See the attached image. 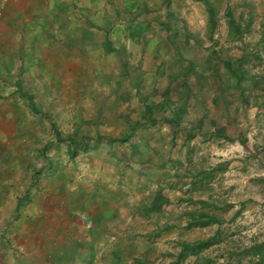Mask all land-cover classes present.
<instances>
[{"label":"rangeland","instance_id":"rangeland-1","mask_svg":"<svg viewBox=\"0 0 264 264\" xmlns=\"http://www.w3.org/2000/svg\"><path fill=\"white\" fill-rule=\"evenodd\" d=\"M256 8L235 3L136 6L124 12L126 21L136 22L125 36L134 52L124 48L104 68L94 60L87 75L77 74V91L63 83L34 90L36 104L49 121L36 119L39 129L31 143L39 153L25 159L31 166L47 157L50 173L63 178L72 177L68 169L79 165L81 153L71 157L67 141L55 144L52 125L63 139L95 138L105 120L113 126L111 146L120 148L139 133L153 136L151 128L169 125L173 138L152 140L144 134L139 139L161 169L168 150L180 145L185 152L175 177L181 185L174 188L182 213L170 225L178 232L148 264H169L181 242L211 237L215 243L190 253L181 264H253L255 255L248 251L264 241V6L258 12ZM229 62L238 78L225 67ZM135 116L143 119L131 122ZM131 133L128 141L119 142ZM43 143L55 145L42 155ZM142 162L153 166L145 156ZM202 213L220 223L187 227Z\"/></svg>","mask_w":264,"mask_h":264},{"label":"crops","instance_id":"crops-1","mask_svg":"<svg viewBox=\"0 0 264 264\" xmlns=\"http://www.w3.org/2000/svg\"><path fill=\"white\" fill-rule=\"evenodd\" d=\"M233 3L257 6V12L264 6V0H0V264H148L164 249L178 232L170 225L182 213L174 188L181 185L175 177L185 152L180 145L168 150L161 169L139 139L173 138L169 125L151 128L153 136L139 133L120 148L111 146L113 126L104 120L95 138L74 139L86 138L87 148L77 153L79 165L68 169L72 177L63 178L50 173L49 158L31 166L25 159L39 153L31 143L39 129L36 119H48L34 90L63 83L77 91V74L87 75L94 60L104 68L114 54L130 48L126 37L136 22L126 21L124 12L136 6ZM54 128L55 144L68 142L70 137L58 141ZM98 137L107 139L97 143ZM55 144L43 143L40 153Z\"/></svg>","mask_w":264,"mask_h":264},{"label":"trees","instance_id":"trees-1","mask_svg":"<svg viewBox=\"0 0 264 264\" xmlns=\"http://www.w3.org/2000/svg\"><path fill=\"white\" fill-rule=\"evenodd\" d=\"M209 13L212 16L211 10H209ZM263 34H264V25H263ZM239 63L240 62H238V64ZM225 67L230 71L232 76H234L236 78L239 77L237 70H235L236 68H234V63H230V62L225 63ZM52 127L54 128V125H52ZM54 132L56 134L58 141L65 140L60 136V133L57 130V128H54ZM106 139L107 138H104V137H98L95 141L97 143H99V142H102ZM68 142H69V146L71 147V156L72 157L76 156L77 153L79 152V150H84L87 148L86 147V145H87V139L86 138L83 140H79V141L68 138ZM215 223H220V220L218 218H216L215 216H210L208 214L206 215V214L202 213L198 216H193L192 219L188 221L187 227H204V226H207L209 224H215ZM214 241H215L214 237H211L205 241L201 240V241H196V242H192V243L181 242V244H179V246H180L179 252L177 253L175 259L172 262H170L169 264H181L182 261L190 253H194L201 248L208 247L211 244L215 243ZM248 252L255 255L256 259H255L253 264H264V241L260 242L259 244L253 245Z\"/></svg>","mask_w":264,"mask_h":264}]
</instances>
